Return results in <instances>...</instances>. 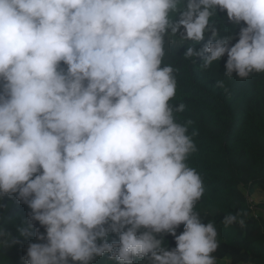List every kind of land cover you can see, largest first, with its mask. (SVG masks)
Wrapping results in <instances>:
<instances>
[{"label":"clouds","instance_id":"1","mask_svg":"<svg viewBox=\"0 0 264 264\" xmlns=\"http://www.w3.org/2000/svg\"><path fill=\"white\" fill-rule=\"evenodd\" d=\"M184 46L201 71L226 56L227 80L264 76V0H0V208L27 209L0 247L26 242L21 264H220L195 210L200 132L172 103Z\"/></svg>","mask_w":264,"mask_h":264},{"label":"trees","instance_id":"2","mask_svg":"<svg viewBox=\"0 0 264 264\" xmlns=\"http://www.w3.org/2000/svg\"><path fill=\"white\" fill-rule=\"evenodd\" d=\"M206 42L207 38L196 47L202 48ZM185 50L186 46L181 47L169 62L179 69L172 103L185 104L179 118L192 119L200 132L195 138L199 151L188 161L205 184V195L195 210L206 217L205 222L210 219L216 223L220 264L226 262V256L232 264H264V215L254 217L248 202L256 191L264 193V76L240 80L234 73V78L227 80L222 76L226 56L219 66L201 71L202 58L192 64L179 57ZM218 79H225L227 92L215 86ZM4 203L10 206L7 211L0 208V227L17 236V226L27 209L15 201L5 199ZM256 208L264 212V204ZM236 212L245 214V227L225 228L221 223L224 215ZM166 239L169 247H175L173 237ZM25 246L26 242L0 247V264H21ZM106 261L107 257L96 264Z\"/></svg>","mask_w":264,"mask_h":264},{"label":"rangeland","instance_id":"3","mask_svg":"<svg viewBox=\"0 0 264 264\" xmlns=\"http://www.w3.org/2000/svg\"><path fill=\"white\" fill-rule=\"evenodd\" d=\"M226 14L225 13H219V16L223 18ZM221 24H223V21H219ZM238 31V29H237ZM235 42V41H234ZM258 207V205L264 204V193L261 191H256L250 198L249 204ZM252 206V207H253ZM262 214L264 215V212L262 211ZM226 264V262L222 263Z\"/></svg>","mask_w":264,"mask_h":264},{"label":"built area","instance_id":"4","mask_svg":"<svg viewBox=\"0 0 264 264\" xmlns=\"http://www.w3.org/2000/svg\"><path fill=\"white\" fill-rule=\"evenodd\" d=\"M250 200V199H249ZM249 202V201H248ZM253 205H251V203H250V208H251V212H252V215L254 216V217H259V216H261V214H262V210L261 209H259V208H256V207H252ZM263 215V214H262ZM243 264V263H242Z\"/></svg>","mask_w":264,"mask_h":264}]
</instances>
